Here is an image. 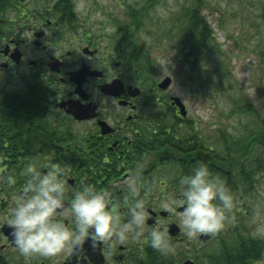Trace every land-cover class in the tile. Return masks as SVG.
Masks as SVG:
<instances>
[{
    "label": "flooded vegetation",
    "instance_id": "1",
    "mask_svg": "<svg viewBox=\"0 0 264 264\" xmlns=\"http://www.w3.org/2000/svg\"><path fill=\"white\" fill-rule=\"evenodd\" d=\"M87 24L80 28L78 19L72 26L68 24L59 12V0H18L0 18V80L4 78L7 85L17 89L27 84L26 79L38 77L37 92L43 94L26 99L32 102V111L27 110L20 123L4 130L0 150L28 153L19 157V162L9 159L22 172L30 163L41 172L52 167L63 169L69 177L66 207L81 184L108 190L110 207L117 210L122 222L127 219L128 208L124 182L138 175L141 196H146L150 205L146 227H153L154 221H172L169 240L174 251L162 253L142 238L112 252L103 245L94 249L86 241L72 255L24 257L12 243L11 229L4 226L0 228V263L199 264L203 246L220 239L225 229L209 234L205 241L200 237L189 242L176 225L178 219L160 211L158 204L178 194L181 177L195 167L187 166V162L197 158L217 166L213 152L217 138L211 135L208 145L197 121L193 123L188 113H181V104L186 107L184 100H174L177 96L169 93L170 87H160L164 78H155L152 69L145 74L138 72L130 61L132 50L128 44L122 48L123 35L116 27L106 37L104 26L94 32ZM114 82L113 93L104 91V86ZM112 103L118 104V111L110 110ZM22 172L13 174L16 183L12 186L7 185L6 178L0 182V223L14 206L13 196L29 179ZM234 213H228V219L234 218L235 225L239 219ZM195 242L201 245L197 247ZM187 244L192 246L194 258H187ZM214 250L218 253L219 244ZM158 252L162 256H157ZM263 256L243 264H264Z\"/></svg>",
    "mask_w": 264,
    "mask_h": 264
},
{
    "label": "rangeland",
    "instance_id": "2",
    "mask_svg": "<svg viewBox=\"0 0 264 264\" xmlns=\"http://www.w3.org/2000/svg\"><path fill=\"white\" fill-rule=\"evenodd\" d=\"M138 1L142 0H73L80 28L90 23L87 28L100 32L98 27L104 26L106 37L114 32L111 17L123 13L119 7ZM194 5L199 6L215 39L197 58L188 56L184 38L173 25ZM140 39L150 49L147 54L151 60L146 64L152 62L155 78L162 80L163 75L157 63H169V76L163 77L171 79L169 93L184 100L188 118L197 121L204 136L218 137L220 131L239 135L255 118L239 110L244 100L251 101L264 117V0H157L148 12ZM240 72L245 74L243 79ZM253 187L250 192L240 187L236 195L240 204L236 203L232 212L238 209L241 214V219L237 215L240 224L242 221L237 225L241 232L264 241V170L255 175ZM233 219H227L225 226L229 223L231 227ZM218 244L220 240L214 238L203 246L199 264H207V255L216 252ZM190 247L187 244L188 259L195 256Z\"/></svg>",
    "mask_w": 264,
    "mask_h": 264
},
{
    "label": "clouds",
    "instance_id": "3",
    "mask_svg": "<svg viewBox=\"0 0 264 264\" xmlns=\"http://www.w3.org/2000/svg\"><path fill=\"white\" fill-rule=\"evenodd\" d=\"M22 36L29 39L23 33ZM157 64L161 66L162 79L169 76L166 74L170 73L169 63L160 61ZM244 75L239 73L241 79ZM109 108L119 110L118 104L112 103ZM22 174L29 179L22 191L13 196L14 206L9 208L0 223V228L7 226L11 229L12 243L21 256L72 255L82 249L86 241H90L94 249L103 245L112 252L120 245L142 238L162 253L174 251L169 240L172 221L167 224L154 221L153 227H146L150 205L147 197L141 196L138 175L130 176L124 182L127 193L124 203L128 208L127 219L122 222L117 210L110 207L111 193L108 190L98 191L93 185L81 184L73 193L70 207H66L69 177L63 169L52 167L41 172L30 163ZM6 183L12 186L16 180L8 176ZM158 207L167 216L177 218L176 225L187 239L193 240L221 231L227 214L233 210L234 201L225 184L214 178L205 164H200L181 177L178 194L167 196Z\"/></svg>",
    "mask_w": 264,
    "mask_h": 264
},
{
    "label": "trees",
    "instance_id": "4",
    "mask_svg": "<svg viewBox=\"0 0 264 264\" xmlns=\"http://www.w3.org/2000/svg\"><path fill=\"white\" fill-rule=\"evenodd\" d=\"M199 1L202 3V0ZM17 2L18 0H0V18L5 17L7 11L14 8ZM139 2L123 3L119 7L123 11L122 15H115V17H111V20L114 22V27L117 28L116 32L123 35L120 38V42H123L122 48H126L128 44L132 50V55L129 54L131 63L138 68L140 74H145L151 71L152 62L146 64V60L150 59L147 54L150 49L147 43L141 41L140 38L142 29L145 28L148 12L153 9L157 0ZM59 12L64 15L67 23L71 26L77 22L73 0H59ZM173 25L174 28H177L178 34L184 38L188 56L197 58L203 51L202 49L205 50L214 44L212 28L203 17L198 5L186 8L184 14L174 20ZM220 70L222 69L220 68ZM225 74L229 76V72L226 71ZM39 80L41 78L38 77L26 79L27 84L24 83L17 89L7 85L3 79L0 80V139H4L5 129L12 128V123H20L27 110L32 111V102L26 101V99L43 96L42 92H37L40 90L36 85ZM251 103V101L244 100L239 104V110L243 115L250 113L252 117H255L251 120L252 122L244 126L239 135H227L224 131H220L219 136H216L217 145L213 151L216 154V167L211 166V160L206 165L197 158L186 163L189 167L205 164L212 176L225 184L233 197L234 205L238 203L236 195L240 187L243 186L247 192L252 191L255 175L264 170V117L261 111ZM205 144L206 140L203 139L201 145ZM208 145L211 146V136L208 138ZM27 154L16 150L6 152L0 150V170H2L0 171V182H4L8 176L22 172L18 166L11 165L9 159L19 162V157ZM2 184L0 183V185ZM216 203L219 202L216 201ZM234 214L241 216L238 209ZM237 225H242V221L241 224L240 220L235 225L231 223V227H225L224 232L220 233L219 251L207 255V264H243L248 259H258L263 255L264 241L241 232ZM244 232L246 231L244 230ZM221 239L224 243L221 242ZM157 256L162 255L158 252Z\"/></svg>",
    "mask_w": 264,
    "mask_h": 264
},
{
    "label": "water",
    "instance_id": "5",
    "mask_svg": "<svg viewBox=\"0 0 264 264\" xmlns=\"http://www.w3.org/2000/svg\"><path fill=\"white\" fill-rule=\"evenodd\" d=\"M53 65H54V63H53ZM169 84H170V78L167 77V78H165V79L160 83V87L163 88V89H165V88H167V87L169 86ZM115 86H117V85H116L115 82H114V83H112V84H109V85L104 86L103 89H104V91H107L108 93H113V91H114V89H115ZM174 100H176V101L179 102V99H178V98H174ZM181 113H182L183 115L186 113L184 107L182 108V112H181ZM207 237H208V235H202V236H201L202 240H206ZM188 263H189V262H187V264H188Z\"/></svg>",
    "mask_w": 264,
    "mask_h": 264
}]
</instances>
